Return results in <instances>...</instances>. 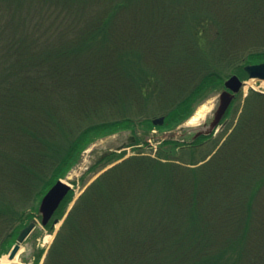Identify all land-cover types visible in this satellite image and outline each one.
<instances>
[{
    "label": "rangeland",
    "instance_id": "obj_1",
    "mask_svg": "<svg viewBox=\"0 0 264 264\" xmlns=\"http://www.w3.org/2000/svg\"><path fill=\"white\" fill-rule=\"evenodd\" d=\"M212 1L9 0L6 5L0 6L1 43L13 39L17 45L15 48L33 52V55L67 45L74 51L80 50L78 59L69 58L72 63H89L87 60L92 58L100 61L107 51H111L112 64L128 89L126 101L122 104L118 100L112 102L101 98V104L96 111H90L88 119L76 116L82 107L70 106L72 102L68 101L69 98L53 95L48 99L44 111L49 115L50 124H63V129L52 127L55 135L50 145L53 148L65 146L68 139L89 125L106 122L81 132L54 172L48 166L49 161H39L36 150L32 149L29 157L21 156L16 153L13 143H0V206L9 210L12 206L17 212L9 226L6 222L0 223V257L9 252L21 228L32 218L40 220V198L58 179L71 183L70 191L52 219L45 225L39 222L22 243L15 264H44L56 234L76 199L88 188V183L91 184L108 168L124 163L121 169L125 170V174L122 176H132L130 183L135 182L130 193L132 197L129 194L125 207L117 203L107 204V208L96 206L99 208L98 225L101 224L104 236L118 243L121 230L132 231L147 225L151 215L156 214L154 218L157 219L164 214L165 207L172 209L177 204L175 200L170 203L174 193L177 194L171 187L170 176H211L213 164L223 162L232 148L235 155L231 165L228 162L230 169L218 173V176L212 173L214 178L210 179L214 180L210 181L208 188L207 185L200 187L198 197L185 193L184 199L179 198L181 203L177 205L183 206L180 210L186 209L193 195L196 200L199 199L198 205L202 206L194 214L196 218V214L210 211L218 215V210L226 208L231 213L237 211L241 201L235 182L238 188L246 189V183L254 185L257 181L260 187L253 201L251 221L258 223V234L262 238L264 107L253 101L254 97L250 95L253 92L262 94L264 83L248 79L244 66L263 62L264 57H247L245 54L248 51H243L241 56L245 57L231 66L226 53L221 54L216 44V29L208 20L205 27H199L203 30L201 35L195 37L198 34L196 23L207 18L205 15L211 7L206 11L205 6ZM214 64L218 65L215 73L207 72ZM153 71L157 75L154 80H157L154 82L152 79L149 89V85L143 82ZM231 75L244 82L232 103V111L228 110L212 136L200 137L186 146L193 134L192 129L207 119L218 94L224 89V81ZM160 81L165 89L162 96H158L157 91H151L159 86L157 83L160 84ZM140 82L144 87V96L136 95ZM194 84L197 86L193 93L185 94L186 89ZM202 105L209 107L206 116L195 125L188 124ZM255 106L258 108L256 113L252 109ZM252 112L258 115V130L262 128L263 131L255 133L254 139L246 140L244 132H240L241 123ZM124 116L126 119L120 118ZM158 117L164 118L163 123L153 124L152 121ZM169 133L174 135L168 136ZM130 136L135 138L131 143L128 142ZM241 138L246 141H241ZM243 144L249 147L241 154L240 146ZM119 148L127 151L119 153ZM20 158L22 162L18 161ZM210 158L212 161H209ZM126 160H130L128 165ZM21 163L27 164V173L32 167L36 170L41 168L40 176H29L19 171ZM203 164L206 166L200 170ZM225 176H233L234 180H227ZM233 187L231 193H225ZM226 203L229 207L224 206ZM107 215L111 218L106 220ZM54 219H57L55 224ZM255 219H258L257 222ZM228 221L232 222L231 219ZM88 249L83 250L85 264H91L86 257Z\"/></svg>",
    "mask_w": 264,
    "mask_h": 264
},
{
    "label": "trees",
    "instance_id": "obj_2",
    "mask_svg": "<svg viewBox=\"0 0 264 264\" xmlns=\"http://www.w3.org/2000/svg\"><path fill=\"white\" fill-rule=\"evenodd\" d=\"M0 1V6H3L9 0ZM209 8L210 12L205 15L207 18L196 23L198 34L195 37L201 35L203 30L199 27H205L208 20L216 29V44L219 45L220 52L226 53L229 59L227 62L231 66L245 56L264 57V0H213L205 6L206 11ZM12 40L0 42V143H13L16 153L22 154L21 156L29 157L31 150H36L39 161H49L48 166L54 172L81 132L106 122L89 125L68 139L65 146L53 148L50 145L55 135L52 127L63 129V124H50L49 115L44 111L48 99L53 95L69 98L68 101L72 102L70 106L74 104L82 107L80 113L76 112V116L88 119L90 111H96L101 104V98L112 102L118 100L120 104L126 101L127 85L122 76L117 75L111 51H107L100 61L92 58L87 60L89 63H72L69 58L77 57L79 49L74 51L67 45H60L55 49L49 47L54 51L33 55V52L15 48L17 45ZM72 42L74 41H70ZM243 51H248L245 56H241ZM104 59L106 60L103 62ZM216 67L217 64L210 66L207 72L209 70L215 73ZM149 75L152 78H145L143 84L149 85L150 89V83L156 82L157 79L154 78L157 75L155 71ZM139 84L136 95L144 96V87L141 82ZM157 85L159 86L151 91H157V95L162 96L165 92L162 81ZM195 86L197 85L186 89L185 94H192ZM67 92L70 93L67 95ZM250 97H254L253 101L264 107V95L253 92ZM247 98L250 100L248 96ZM252 109L255 112L258 108L255 106ZM254 112L241 123L240 132H244L246 140L254 139L255 133L261 134L263 131L262 128H257L258 115ZM120 118L126 119L125 116ZM246 140L241 138V141ZM248 147V144L240 146L241 154ZM234 150L232 148L227 154L231 157L226 156L223 162L213 164L211 176H170L171 187L177 192L170 203L175 200L180 204L185 193L197 196L200 187L207 185L208 188L210 181L214 180L210 179L214 178L212 173L218 176V173L230 169L228 162L231 165L234 160ZM18 161L22 162L21 158ZM126 163L128 165L130 160H126ZM121 166L124 163L121 162L98 176L77 198L56 234L44 264H85L83 250L86 247L89 248L86 257L91 264H264V231L261 238L258 223L251 221L253 201L260 187L257 181L254 185L246 183V189L240 186L238 188L235 182L238 198L241 197L237 211L230 213L226 208L218 210V215H213L210 211L202 215L196 214V218L194 214L202 206L198 205L199 199L196 200L192 195L189 205L185 207L188 210H180L183 206L177 204L172 209L165 207L164 214L157 219L154 218L156 214L151 215L147 225L143 224L132 231L121 230L118 243L105 237L101 224L98 225L99 208L96 206L107 208V204L117 203L125 207L135 184L130 183L132 176H122L125 170L122 171ZM205 166L203 164L200 170ZM27 167L26 163H21L19 171L29 176H40L41 168L36 170L32 167L33 171L27 173ZM182 178L184 180L180 181ZM225 178L234 180L233 176ZM220 181L222 185L223 181ZM232 190L234 187L225 193H231ZM228 203L224 206L229 207ZM16 213L12 206L10 210L0 206V223L6 222L8 225L17 216ZM108 218L111 216L107 215L106 220ZM229 219L232 220L231 223ZM257 220L255 219L256 222Z\"/></svg>",
    "mask_w": 264,
    "mask_h": 264
},
{
    "label": "water",
    "instance_id": "obj_3",
    "mask_svg": "<svg viewBox=\"0 0 264 264\" xmlns=\"http://www.w3.org/2000/svg\"><path fill=\"white\" fill-rule=\"evenodd\" d=\"M250 78H256L259 80H264V62L259 64H247L244 66ZM241 81L236 75H231L224 83L226 89L222 90L218 97V106L214 111V118L210 123V126L206 129H202L195 134V137L200 134H208L216 126L218 121L223 116L225 110L227 109L229 103L231 102L234 94L239 90L241 86ZM163 122V117L153 120L154 124H161ZM71 188L68 182L58 179L42 196L38 211L40 215V223L42 225L47 224V222L53 216L55 210L58 208L59 204ZM38 219L32 218L19 232L15 243L7 254L9 260H13L20 249L21 244L27 238V236L34 230L38 225ZM53 223H57V219L53 220Z\"/></svg>",
    "mask_w": 264,
    "mask_h": 264
},
{
    "label": "bare ground",
    "instance_id": "obj_4",
    "mask_svg": "<svg viewBox=\"0 0 264 264\" xmlns=\"http://www.w3.org/2000/svg\"><path fill=\"white\" fill-rule=\"evenodd\" d=\"M208 111H209V107H206L205 105L200 106L195 112V114L188 120V124L190 125L197 124L205 117ZM15 262H17L16 257L13 260H9L7 255H3L0 257V264H15Z\"/></svg>",
    "mask_w": 264,
    "mask_h": 264
},
{
    "label": "flooded vegetation",
    "instance_id": "obj_5",
    "mask_svg": "<svg viewBox=\"0 0 264 264\" xmlns=\"http://www.w3.org/2000/svg\"><path fill=\"white\" fill-rule=\"evenodd\" d=\"M234 102V99L231 101V103H230V105H229V107H228V109L225 111V113H224V115L221 117V119L218 121V125H217V127L221 124V121L223 120V118L225 117V115H226V113L228 112V110L231 112L232 111V103ZM217 101H216V103H214V109L212 110V112L210 113V115H209V118L206 120V122L204 123V124H202V126H200L199 127V129H206V128H208L209 126H210V123H211V121L213 120V118H214V110H215V108L217 107ZM217 130H215V128L212 130V132L210 133V134H208L207 136H212L215 132H216ZM196 134V133H195ZM195 134H194V136L193 137H191V139L188 141V143L186 144V146H189V145H191L195 140H196V138L197 137H195ZM131 140H133V139H128V141H131Z\"/></svg>",
    "mask_w": 264,
    "mask_h": 264
}]
</instances>
